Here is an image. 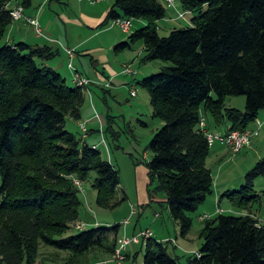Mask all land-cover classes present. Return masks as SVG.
Listing matches in <instances>:
<instances>
[{
	"label": "trees",
	"instance_id": "16d2710c",
	"mask_svg": "<svg viewBox=\"0 0 264 264\" xmlns=\"http://www.w3.org/2000/svg\"><path fill=\"white\" fill-rule=\"evenodd\" d=\"M30 3L0 0V264H38L42 247L65 254V264H90L89 256L95 252L112 257L121 224L70 234L80 222L83 183L95 191L100 208L113 210L125 199L117 196L118 171L89 140L92 131L84 137L78 125L83 133L78 137L66 130L68 121H81L92 86L75 84L73 74H82L67 67L72 73L70 86L47 64L59 50L46 43L51 40L43 31L38 35L47 40L43 46L11 38L16 22L29 25L25 9ZM178 3L182 11L198 16L190 19L189 27L173 29L167 37L159 35L157 26L167 14L163 0H115L98 28L117 19L132 20V26L143 21L145 26L130 31L128 41L117 44L115 51L133 50L139 42L143 63L167 64L158 74L138 81L150 95L153 118L164 124L147 147L146 168L149 186H154L155 194L165 195L170 216L186 236L193 225L191 215L214 189L206 164L211 148L199 127L202 113L216 127L229 124L223 134L216 131L222 136L258 131L264 125L259 118L264 111V0ZM19 7L22 17L15 21L11 12ZM237 96L245 97L243 111L225 105L228 97ZM113 119L107 113L105 129L95 134L106 140L113 133ZM208 124L206 129L212 131ZM261 176L264 158L246 174L245 184L225 197L231 203L237 197L245 212ZM201 224L202 246L187 264H264V226L248 213L218 214ZM154 238L140 244L145 248L143 264H179ZM139 252L129 259L138 260Z\"/></svg>",
	"mask_w": 264,
	"mask_h": 264
},
{
	"label": "rangeland",
	"instance_id": "374dc122",
	"mask_svg": "<svg viewBox=\"0 0 264 264\" xmlns=\"http://www.w3.org/2000/svg\"><path fill=\"white\" fill-rule=\"evenodd\" d=\"M167 11H169L168 6ZM174 16L176 17V15ZM174 16L171 17V21L164 20L157 24L160 36L167 37L173 29L189 27L191 25L190 19L197 17L198 13L187 14L185 18L181 20H177ZM144 26L137 21H134L131 32L139 30ZM112 32L115 33V35L118 34L121 36L122 41L119 43L128 41L129 35L123 33L120 28L115 27L112 29ZM36 34L39 35L37 31ZM13 38L16 37L12 36V40H15ZM38 43H40V41H38ZM31 44L33 43L31 42ZM98 44H101L104 49L99 51L98 54L93 53L91 55L94 58V62L99 61L101 55H105L107 60H112L111 63L117 61L119 65H122L124 62H127L123 65V69L125 70L126 68L133 67L136 68L139 74L137 76H121L119 78H115L113 83L110 81L103 85L93 83L91 81L94 85L91 83L88 84V86L92 87H89V91L86 92V102L81 111V121H68L66 130L80 137L82 132L80 131L78 125L80 126V124L84 123V121L87 123V128L89 127L90 129L98 130L101 129V122H105L107 113L114 118L113 120L115 121V126L113 133L107 137V141L105 140L109 151L105 149V146L102 143V137L93 135V137L89 140L95 142L102 157L105 160H109V162L114 165L118 171L120 189L117 192V196L119 199H125V201L113 210L100 208L96 204L95 191L91 188L89 183H83V192L80 194V199L83 202L80 222L73 226L74 229L70 232V234H76L78 232L87 231L100 226L111 227L117 223L121 224V227L124 228V221L130 219V224H127L128 226L126 225V228L129 227V230L132 231V225H136L138 228L141 227L142 229L150 230L155 234L157 240L163 244L171 257L177 258L179 260V264H187L186 259L197 253L202 246L203 241L200 240L199 234L202 228L201 223L206 220L201 221L198 215L199 213L201 214L206 211L204 210V207H201L197 212L191 215L193 225L188 234L186 236H182L178 223L172 219L167 205L164 201H162V199L165 198V195L163 193L155 194L153 192L154 186H149L146 168V164L150 159L147 147L150 144L152 137L163 127L164 124L153 118L150 95L145 88L138 84V81L146 76L158 74L160 68L167 64H164L163 62L143 63L141 60L144 54L142 50H139L138 48L139 42L133 46V50L128 49L123 51L120 49L118 51L119 54H114V47L109 49L107 41L103 40V37L98 38L97 41L95 40L91 43L92 46H96ZM117 56L118 59L116 58ZM129 61H133L134 66H131ZM80 63H82L84 73L88 72L87 74L89 76L94 74V66L91 64V60L89 58L80 56L74 62V68H78L80 72H83V68ZM96 66L97 65H95V68ZM100 67L101 68H99V70L103 71L101 65ZM60 68L62 69L60 73L64 78L70 81L69 84L71 86L73 84L71 80L72 73L69 71V75L66 65L63 63ZM116 73H118V70ZM131 91L135 92V97H131ZM239 103H241V105H239ZM244 103V96L228 97L225 101L227 108L235 107L240 111L244 110ZM96 114H100L101 122L98 119H93L96 117ZM208 120L212 123V126L209 127L210 129L219 133L223 132V126L216 127L213 122H211L212 120L210 117H208ZM87 133L88 130L86 131L84 137L87 136ZM257 137H259L257 141H259L260 144H258L252 152L247 151V155L244 154V152L240 153L241 151L237 153L232 152L234 155L240 153L236 157H232L233 154L224 151L227 152L223 155L226 163H221L220 157L213 153L212 149L210 150L211 153L207 160V167L212 172L214 181H216V177L219 176L221 172L223 173L221 175L223 176L222 182H224L227 177L229 178L233 175L237 176V172H240L241 170L240 168L246 166L249 161L254 160L255 157L260 158V154L261 156H264V125L258 129L257 136H254L252 140L250 139L249 143L251 144ZM247 145L246 148L251 147L250 145ZM240 157L246 158L244 161L239 163ZM232 180L235 181V178L232 177ZM255 181V188L259 190V198L261 199V202L258 205L257 203H254L253 199H251L254 204L245 207L248 211L252 210V212L261 214L260 221L261 224H264V177L257 178ZM230 200L231 199L229 197H226V203L222 204L224 214L235 216L239 215L238 210L241 211L240 209L242 206L238 205L237 197H232V203ZM142 201L143 203H141ZM230 203L232 204V207L236 209L233 213L229 210L230 208L225 207L228 204L230 205ZM131 207H135L136 209V213L134 215H131ZM155 212L159 213V218H155ZM77 225L81 227V229L77 230ZM109 237L111 239L114 235L110 234ZM148 240L140 238L138 243L131 244V247H133L132 245H136L134 247L140 250L136 264H143L145 248L140 244L142 243L145 246V243ZM42 248L40 250L42 255L38 260V264H65V254H56L53 250L44 247ZM90 258H93L90 264H98L97 262L101 260L112 261L111 256H105L101 252H95L93 257L89 256V259ZM128 260L129 259L126 258L123 264H128ZM132 263H135V261Z\"/></svg>",
	"mask_w": 264,
	"mask_h": 264
},
{
	"label": "crops",
	"instance_id": "0c3cea01",
	"mask_svg": "<svg viewBox=\"0 0 264 264\" xmlns=\"http://www.w3.org/2000/svg\"><path fill=\"white\" fill-rule=\"evenodd\" d=\"M114 3H115V0H111V1L103 0L95 4L90 3L89 0H76V1L74 0H31L30 6L27 9H25V14L37 20L38 24L42 28L43 34L51 41H47L44 37L36 35L33 28L25 24L23 21L16 22L17 24L11 27V30H10L11 38L12 36H15L16 38L29 41L28 42L29 44H31L32 42L33 44L31 45H38V46H43L45 41H47L46 43H48L53 48H56L59 50L58 55L56 56V58H54L57 60L53 59L47 64L51 66L52 68L58 70L59 72L62 70L60 68L62 66V63L66 65V68L68 67L67 57L64 53L63 48H74L76 49V56L74 58V62L80 56H85L91 60V64L94 66L93 68L94 74L92 76H89L87 74L88 72L84 73V68L82 66V63H80L83 68V72H81V74L84 77H87L89 80L92 79L91 81L93 83H98L102 85L110 81H112L113 83V80L115 78L125 76L121 72L123 69V65L127 62H124V64L122 65H119L117 61L111 63L112 60L111 61L107 60L105 55H101L100 60L97 62H94V58L91 55L93 53L98 54V52L104 49V47H102L101 44L92 46L91 43H93L95 40L97 41L98 38L103 37V40L107 41V45L109 49L114 47V52H115L114 54H119V52L115 51V47L119 42L122 41V38L120 35L118 34L115 35V33L112 32V29L117 26L114 27L111 22L109 26L105 29L98 28L99 24L105 19L107 12L110 10L111 7H113ZM176 9L182 11L181 6L178 3V0H176L175 9L168 7L169 11H167V14L162 21L164 20L171 21L170 20L172 19L171 17L176 15ZM137 22L142 24V26L145 25L143 21H137ZM38 41H40V43H38ZM138 48L139 50H142L143 52V46L141 43H139ZM116 58L118 59V56ZM129 63L131 66H134L133 61H129ZM95 65H97L96 68H95ZM100 65L102 66L103 71L99 70V68H101ZM75 69L79 71L78 68H75ZM134 69L136 70V68ZM117 70H118V73H116ZM67 71L69 73L68 69ZM239 105H241V103H239ZM230 108H235V107H230ZM202 116L205 118L206 123L208 124L209 123L208 116L203 113H202ZM259 118L263 120L264 122V111L260 113ZM101 125H102L101 126L102 131H103L105 129V125L102 122H101ZM228 128H229V124H226L223 126V129L225 131ZM224 130L222 134L224 133ZM88 131L89 132L92 131L91 134H93L94 136L95 135L98 136L97 134H95L96 130L90 129L88 127ZM89 132L87 134H89ZM258 138L259 137H257L256 139L252 141L250 145L251 147L245 148L240 153L244 152V154H246L247 151L252 152V150L255 147H257L258 144H260V142L257 141ZM94 143L95 142H93L92 144ZM211 149L213 153H215L218 157H220L221 163H226V160L225 158H223V155H225L227 152L233 154L232 151H230L228 147L221 145V144H216ZM224 151H227V152H224ZM240 153L235 154V155L233 154L232 157H236ZM259 157L260 158L255 157L254 160L249 161L246 166L240 168L241 169L240 172H237L238 175L232 176L235 178V181L232 180V177H229V178L227 177V179L224 182H222L223 176L221 175L223 173L221 172L219 176L216 177V181H214L215 184H214L212 195L209 196L206 202L204 203V205L201 206V207H204V210L206 212H203L201 214L199 213L198 217L205 215V214H209L214 217L218 215L216 214L217 209H221L224 214L222 204L226 203L225 193L226 192H230V193L237 192L240 189L239 187L245 184L246 174L255 167L256 163L259 160L264 158V156H261V154ZM245 158L246 157H240L239 163L244 161ZM207 160H206V164H207ZM261 177H264V176H261ZM255 182H254V187H253L254 191H252L251 198L250 200L246 201L247 203H249L250 206L254 203H257L259 205V203L261 202V199L259 198V190L255 188ZM251 199H253L254 203H252ZM154 201H157V200H154ZM162 201L165 202L164 199H162ZM141 203H143V201ZM225 207L230 208L229 210H231L232 213L233 211L236 210L234 207H232L231 203L230 205L228 204ZM132 208H135V207H131V209ZM140 208H143V207H140ZM238 213L239 215L241 213L243 214L248 213L251 217L257 220L260 225L264 226V224L263 223L261 224V221H260L261 214L252 212V210L250 211L246 210L245 212L238 210ZM156 217L158 218L160 217L158 212H155V218ZM88 223H92V222H88ZM127 226H125L124 228L123 227L120 228V231L118 233V238L122 236H125V237L133 236L134 237L138 235L140 232L148 230V229H142L141 227L138 228L136 225L135 226L132 225L131 227L132 231H130L129 227L126 228ZM153 236L156 238L154 233H153ZM129 247L126 253V258L128 259L129 257H133L134 253L137 250L136 247H133V248L131 247L129 248ZM132 262H133V259L130 258L128 260V264H136L137 260L135 261V263H132Z\"/></svg>",
	"mask_w": 264,
	"mask_h": 264
},
{
	"label": "built area",
	"instance_id": "2783aa9c",
	"mask_svg": "<svg viewBox=\"0 0 264 264\" xmlns=\"http://www.w3.org/2000/svg\"><path fill=\"white\" fill-rule=\"evenodd\" d=\"M90 3H97V2H101L103 0H89ZM164 3H166V5L170 8H174L175 9V2L176 0H163ZM189 14L187 11H180L176 9V19L180 20L185 18V16ZM11 15L13 17V19L15 21L19 20L22 17V8H14L11 12ZM27 22L29 25H31L35 31H37L40 35L42 34V30L39 27V24L37 22L36 19H32L27 17ZM113 26H117L119 27L123 33L128 34L131 31L132 28V20H128V19H117L114 22H112ZM67 60H68V67L69 69H74V58H75V49L74 48H63ZM75 70V69H74ZM122 74L125 76H134L136 74V70H134L133 68H126L125 70L123 69ZM73 79H74V83L79 85V86H88L90 80L87 78H84L82 75H80L79 73H74L73 74ZM131 97H135V92L131 91L130 92ZM96 118L99 120V116L98 114L96 115ZM261 126V123H257V128ZM82 131L84 133H86L87 131V123H81L79 126ZM199 127L201 132L203 133V135L206 137L208 146L210 148H212L214 145L216 144H222L226 147H228L229 149H231L232 152L237 153L242 151L244 148H246V145L249 143V140L257 135V130L254 132L251 131H245L244 133H238V132H231L230 134L226 135V136H222L219 133L215 132V131H209L206 129V121L205 118H201L200 119V123H199ZM256 128V129H257ZM102 143L103 145L107 148L105 140L102 139ZM250 143L247 145L249 146ZM98 147V146H96ZM76 185L78 187H81V183L79 181H75ZM136 213V209L132 208V213L131 215H134ZM223 211L221 209H217L216 210V214H222ZM213 216L209 215V214H205L200 216L199 219H201V221L203 220H209L211 219ZM130 222V219H127L124 221V227ZM79 228V226L77 227ZM141 239H151L153 238V233L149 230L143 231L141 233H139L138 235L134 236V237H119L116 243V247L112 256V261L108 260V261H101L98 264H123V262L126 260V253L128 250V247L132 244V243H138L139 240Z\"/></svg>",
	"mask_w": 264,
	"mask_h": 264
},
{
	"label": "clouds",
	"instance_id": "9594fccd",
	"mask_svg": "<svg viewBox=\"0 0 264 264\" xmlns=\"http://www.w3.org/2000/svg\"><path fill=\"white\" fill-rule=\"evenodd\" d=\"M85 122V121H84Z\"/></svg>",
	"mask_w": 264,
	"mask_h": 264
}]
</instances>
